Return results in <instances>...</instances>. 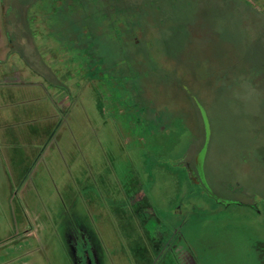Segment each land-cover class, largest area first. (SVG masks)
<instances>
[{"label": "rangeland", "instance_id": "obj_1", "mask_svg": "<svg viewBox=\"0 0 264 264\" xmlns=\"http://www.w3.org/2000/svg\"><path fill=\"white\" fill-rule=\"evenodd\" d=\"M63 1L0 0V264H264V0H144L101 63Z\"/></svg>", "mask_w": 264, "mask_h": 264}, {"label": "trees", "instance_id": "obj_2", "mask_svg": "<svg viewBox=\"0 0 264 264\" xmlns=\"http://www.w3.org/2000/svg\"><path fill=\"white\" fill-rule=\"evenodd\" d=\"M245 5H247V2L245 0H240ZM66 3L65 10L67 14L63 15V19H65V27L68 29L73 30V32H76V39L73 40L71 35H67L66 38L60 33L57 34V37L63 41V42H70L75 43L76 41L81 43L83 47L80 48V51H82V56L85 58L90 59L89 54V47H93V55L95 58L101 63L103 60V57L99 55V52H101L100 48L97 46L99 45V42L105 41V42H112L119 45L126 43H135L136 38H138V32L135 30L137 27H139L141 20L144 18L141 17L137 11H142L144 9L143 3L146 2L144 0H64L63 3ZM74 2H77L78 5L82 6L84 11L82 13H78L77 16H75V12L70 9L72 8V5ZM182 4L185 2V0H181ZM171 0H160L157 1L158 9H168L171 7ZM92 4V6H91ZM90 7L88 10L92 8L91 11H86V8ZM162 9V10H163ZM64 10V12H65ZM60 14L63 13L62 10H58ZM161 11V10H160ZM251 11V10H250ZM55 11H53L54 14ZM85 12H87L88 18H92L94 25H92V29L85 26V24H82V16H85ZM74 15L76 18V21L73 20ZM82 15V16H81ZM80 18V19H79ZM135 18L137 21H135ZM140 20V21H139ZM80 23L82 26H80ZM104 24V25H102ZM62 26V24H61ZM77 26V27H76ZM109 29L111 31V34L109 37H106L104 33H100L102 29ZM67 33V32H66ZM123 51V50H122Z\"/></svg>", "mask_w": 264, "mask_h": 264}, {"label": "crops", "instance_id": "obj_3", "mask_svg": "<svg viewBox=\"0 0 264 264\" xmlns=\"http://www.w3.org/2000/svg\"><path fill=\"white\" fill-rule=\"evenodd\" d=\"M1 47H0V60H4V62L7 60V53L6 50L8 51L6 46H2V44L0 43ZM6 58H5V57ZM15 62L16 60L11 58V60L9 62H7L5 68L2 66L0 67V75H4L5 77L2 79L0 76V84H4L5 86H14L15 84H19V88H21V90L23 88H29V90L33 87H37L39 84L34 85V81L32 79L26 80V73H22V71H24V68L19 67V69H17L15 67ZM1 66V64H0ZM38 80V79H36ZM42 84V83H41ZM47 91V99L46 102H48L51 110L50 112H48V114L44 115L42 114V116H44V118L47 120H49V118H51V120H53L55 117H57V114H61L63 115L61 119L67 118V115L69 113L65 112L62 110V107H59V104H63L61 103V99H59V86L56 87V89H50L49 87L46 89ZM32 98V96H31ZM38 98H35V100H37ZM58 100V101H57ZM68 106V105H66ZM67 108V107H66ZM2 155V154H1ZM3 156H0V161L2 160Z\"/></svg>", "mask_w": 264, "mask_h": 264}, {"label": "flooded vegetation", "instance_id": "obj_4", "mask_svg": "<svg viewBox=\"0 0 264 264\" xmlns=\"http://www.w3.org/2000/svg\"><path fill=\"white\" fill-rule=\"evenodd\" d=\"M185 167H186V170H187L188 174L190 175V173H191L190 168H188V166H185ZM190 178L192 179V177H190ZM81 257H82L83 259L85 258L84 255H82ZM85 261H86V259H85Z\"/></svg>", "mask_w": 264, "mask_h": 264}, {"label": "water", "instance_id": "obj_5", "mask_svg": "<svg viewBox=\"0 0 264 264\" xmlns=\"http://www.w3.org/2000/svg\"><path fill=\"white\" fill-rule=\"evenodd\" d=\"M86 264H89V262L87 261Z\"/></svg>", "mask_w": 264, "mask_h": 264}]
</instances>
